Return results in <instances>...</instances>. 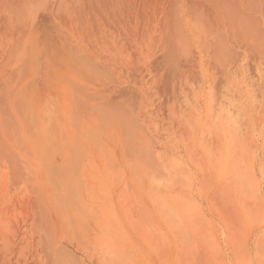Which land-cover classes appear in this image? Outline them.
Here are the masks:
<instances>
[{
    "label": "bare ground",
    "instance_id": "bare-ground-1",
    "mask_svg": "<svg viewBox=\"0 0 264 264\" xmlns=\"http://www.w3.org/2000/svg\"><path fill=\"white\" fill-rule=\"evenodd\" d=\"M128 3L100 6L103 14L88 4L82 25L53 29L48 48L15 44L0 54V160H21L32 171L37 160L48 169L60 162L66 173L58 189L74 218L93 224L112 253L111 183L85 175V159H130L147 174L148 189L171 203V221L204 227L209 264H229L219 232L233 263L252 264L247 238L264 216L257 174L264 181V0ZM160 55L163 63L153 64ZM151 128L167 141L161 145ZM17 167L0 194V264H76L55 239L59 212L37 197L50 193L51 177L22 179ZM20 192L28 209L22 221ZM254 251L264 257V232Z\"/></svg>",
    "mask_w": 264,
    "mask_h": 264
},
{
    "label": "rangeland",
    "instance_id": "rangeland-1",
    "mask_svg": "<svg viewBox=\"0 0 264 264\" xmlns=\"http://www.w3.org/2000/svg\"><path fill=\"white\" fill-rule=\"evenodd\" d=\"M128 1L129 3L131 2L130 4H133L132 2L135 3L137 0ZM128 1L0 0V54L6 53L15 44L19 46L17 51L23 45L24 47L33 46L38 52L42 49L44 50L48 48V45L44 44V39L52 33L51 31L53 29H57L58 31L67 22L72 23L74 26L76 23L82 25V21L79 20L85 14L84 11L88 4V6L95 4L93 6L98 12H101V8L104 6V10H102L104 12L108 7H115V5L125 4ZM96 6L98 7L96 8ZM99 7L101 9H99L100 11L98 10ZM106 13H110V11ZM60 32H62L61 29L59 30ZM52 34L50 36H53ZM230 52L243 55V52L239 49H232ZM158 57L153 64L163 63L164 60L162 59L164 57L162 55ZM17 58L18 56L15 53L11 60V67L15 65ZM3 64H7V62L3 61ZM8 68L5 67L6 72ZM45 71L46 67L42 63L40 65V72L44 73ZM144 74L145 80L151 84L153 81L152 75L146 72ZM42 77L45 78L43 74ZM4 78L6 79L7 76ZM38 81L40 82V80L35 82L39 83ZM124 91H129V89L127 88ZM130 91L136 95L139 94L137 90L130 89ZM39 92L42 96L50 94L49 89L43 92L40 90ZM151 97L153 96L151 95ZM159 101L161 102V100ZM159 101L157 100L155 102L154 108L158 106ZM162 101L166 102V98H163ZM153 111L155 112V110ZM152 129L154 130V128ZM151 130V134L155 138L157 137L161 145L167 141V135L158 138V135ZM162 148L165 149L164 147H157L158 153H164L163 151H166V149L163 150ZM92 159L94 158L89 160L91 162L88 160L86 162L85 159V168L88 169L85 170V175L88 172V177H94V179L95 176L97 178L103 175L106 181L105 184L110 182L112 187L111 193L113 195L116 214V220L111 225L115 234V245L112 253H107V251L104 252L102 250L101 240L96 236L93 224L74 218V212L68 206L66 197L58 189L62 185L66 173L60 162L51 163L52 167L51 165L50 167L52 169H48L46 168L47 161L45 159L37 160L34 162L36 165L35 170L32 171L21 160L11 159L8 156L3 157L0 160V180L2 182L0 194L3 193L2 191L7 178L12 175V166L14 164L18 165L16 171L22 179L30 175L34 176L48 173L51 177L50 193L44 196L42 195L41 197V194L37 192V195H39L37 197L42 200L47 199L53 210L59 212L58 214L61 216L59 222L63 224L61 225L63 228L61 227L60 233L57 237L55 236V239L61 243L64 254L70 255L76 264H209L210 250L204 227L197 219H189L188 221L183 219L177 222L171 221L170 219L173 215L171 203L163 199L162 195L157 191H150L148 189V179L145 171L140 167L134 169V162L130 159L125 160L127 164H124V161H116L117 164L113 160L112 163L108 158L110 162L107 159L96 158L94 159L95 161ZM257 174L259 181H261L262 190H264V181L260 179L259 173ZM197 193H194V197L201 201L204 197L201 194L199 195V191ZM18 198H20L17 199L18 219L22 221L28 212L27 206L24 203L25 193L20 192ZM101 199L103 202L106 201L104 195H101ZM203 206L201 211L203 216H207L208 209L206 204L204 203ZM251 230L248 234L250 237L249 239L247 238V244L249 243V247L253 251L252 264H264V257H259L258 252L254 251L255 243L264 232V216ZM245 235L247 234L245 233ZM219 239L223 244V248L227 245L224 251L228 257L229 264H236L231 259L233 255L230 253V242L227 237L225 238L219 232Z\"/></svg>",
    "mask_w": 264,
    "mask_h": 264
}]
</instances>
